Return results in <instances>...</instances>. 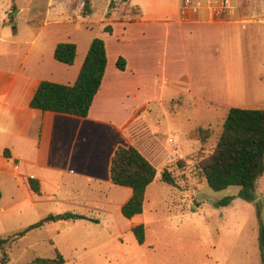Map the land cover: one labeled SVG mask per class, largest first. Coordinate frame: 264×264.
I'll list each match as a JSON object with an SVG mask.
<instances>
[{"label": "rangeland", "instance_id": "1", "mask_svg": "<svg viewBox=\"0 0 264 264\" xmlns=\"http://www.w3.org/2000/svg\"><path fill=\"white\" fill-rule=\"evenodd\" d=\"M258 1L264 5V0ZM134 12L121 0H0V38L30 42H0V66L17 70L23 52L48 23L33 46H46L41 71L46 79L58 80L63 73L49 55L53 43H73L79 56L89 40L106 37L102 31L110 22L134 18ZM120 31L114 25L111 39ZM105 39L110 53H116L119 48L113 39ZM194 43L187 46L189 56L204 59L209 55L215 66L220 59V87L222 45L207 50ZM32 72L38 74L37 69ZM178 85L187 92V77ZM204 100L166 91L161 102L147 106L151 110L146 121L159 129L154 133L142 126L143 119L120 133L73 118L75 124L69 128L75 129L74 135L62 145L42 142L39 150L25 152V160L16 169L0 163V238L54 217L53 222L0 250V264H30L35 259H53L57 253L63 264H261L258 232L259 220L264 222V176L256 184L252 202L237 198L226 207H216L225 197L236 196L239 188L214 192L200 171L217 144L229 110L213 98H208L211 105ZM123 101L125 108L118 106L121 110L128 107V100ZM199 128L208 135L199 136ZM129 146L153 164L157 175L147 188L142 213L126 219L121 208L132 191L112 184L109 167L114 151ZM164 169L171 174L173 186L161 182ZM29 179L39 181L40 194L30 190ZM66 213L96 222L61 218ZM140 224L145 228L142 245L132 233Z\"/></svg>", "mask_w": 264, "mask_h": 264}, {"label": "crops", "instance_id": "2", "mask_svg": "<svg viewBox=\"0 0 264 264\" xmlns=\"http://www.w3.org/2000/svg\"><path fill=\"white\" fill-rule=\"evenodd\" d=\"M223 1L129 0L124 3L135 11L134 18L127 16L110 22L112 33L114 25L121 28L113 40L112 35L103 33L119 50L111 54L107 39H103L107 65L101 87L87 118L78 119L90 120L100 130L113 127L120 133H125L135 120L143 119L142 126L154 133L159 129L146 121L151 110L147 106L161 102L166 91L201 97L210 105L216 102L229 109L264 110V5L258 0H227L228 6L222 8ZM46 25L35 34L32 47L23 52L17 70L0 66V163L13 165L15 169L19 161L25 160V152L39 150L42 142L48 140L62 145L75 132L69 125L75 124L71 119L77 117L34 110L29 103L42 81L74 84L92 40L79 56L76 48L73 66L61 63L56 66L62 70V77L48 80L40 68L41 53L46 46H33ZM7 38L1 36L0 42L30 45L28 40ZM191 42L207 50L222 45L220 87V59L215 66L209 55L204 59L190 57L187 46ZM56 45L53 43L50 48V56ZM119 57L126 61L124 71L115 66ZM34 69L37 75L33 74ZM186 77L187 92L177 87ZM124 98L128 100L126 111L119 108H125ZM208 98L215 101L210 102ZM167 142L172 145L173 140ZM5 150L9 158L4 157Z\"/></svg>", "mask_w": 264, "mask_h": 264}, {"label": "trees", "instance_id": "3", "mask_svg": "<svg viewBox=\"0 0 264 264\" xmlns=\"http://www.w3.org/2000/svg\"><path fill=\"white\" fill-rule=\"evenodd\" d=\"M129 0H121L126 3ZM112 3L109 4V7ZM103 33L112 34V27L107 25ZM76 57V46L73 43H59L53 53V59L66 66H72ZM107 65L106 46L102 39L94 38L82 63L77 79L73 85H61L42 81L29 107L41 112L87 118L93 100L97 95ZM116 68L124 71L126 61L119 57ZM199 136L208 135V131L198 129ZM4 157L9 158L7 150ZM200 171L207 186L214 192H221L229 187H237L236 196H228L216 203V207H226L235 199L252 202L258 180L264 176V110L232 107L228 110L222 125V131L213 152L202 162ZM113 185L128 188L132 191L129 200L122 206L121 214L126 219L142 213L145 194L157 175L156 168L134 146L118 147L111 158L109 168ZM161 182L173 186L171 174L164 169L160 174ZM30 190L40 194L37 180L29 179ZM65 220H88L84 216L66 213ZM54 221L53 216L38 221L25 230L7 238H0V250L10 247L29 232L38 230ZM132 233L139 245L144 243L145 228L142 224L132 228ZM259 254L264 264V222L259 220ZM64 259L56 254L53 259H35L30 264H63Z\"/></svg>", "mask_w": 264, "mask_h": 264}, {"label": "built area", "instance_id": "4", "mask_svg": "<svg viewBox=\"0 0 264 264\" xmlns=\"http://www.w3.org/2000/svg\"><path fill=\"white\" fill-rule=\"evenodd\" d=\"M186 2H188V0H186ZM228 6V2H227V0H224L223 2H222V4H221V7L222 8H226Z\"/></svg>", "mask_w": 264, "mask_h": 264}, {"label": "water", "instance_id": "5", "mask_svg": "<svg viewBox=\"0 0 264 264\" xmlns=\"http://www.w3.org/2000/svg\"><path fill=\"white\" fill-rule=\"evenodd\" d=\"M61 218H63V216Z\"/></svg>", "mask_w": 264, "mask_h": 264}]
</instances>
